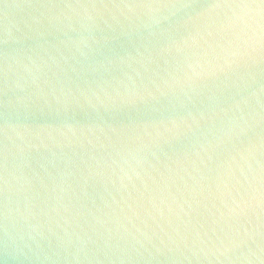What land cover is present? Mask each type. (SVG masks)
Listing matches in <instances>:
<instances>
[{
  "label": "water",
  "instance_id": "water-1",
  "mask_svg": "<svg viewBox=\"0 0 264 264\" xmlns=\"http://www.w3.org/2000/svg\"><path fill=\"white\" fill-rule=\"evenodd\" d=\"M216 2L0 0V264H262L264 52Z\"/></svg>",
  "mask_w": 264,
  "mask_h": 264
},
{
  "label": "snow or ice",
  "instance_id": "snow-or-ice-1",
  "mask_svg": "<svg viewBox=\"0 0 264 264\" xmlns=\"http://www.w3.org/2000/svg\"><path fill=\"white\" fill-rule=\"evenodd\" d=\"M95 7V5H91ZM127 7H155L156 5H135L128 4ZM188 7V5H184ZM212 9H221L231 12L229 17L230 26L238 29L241 33L248 36L250 47L258 43L261 52H264V0H217L216 3L208 5ZM258 36V40H257ZM7 43V41H5ZM239 52L231 53L232 56L239 55ZM228 63L231 64L230 59ZM154 93L146 95L137 94L136 97H147ZM258 204L261 209V231L259 233L261 243V252L264 253V178L261 181V189L257 195H251L249 200H236L234 207L230 209L232 214L242 211L245 205ZM264 264V257H262Z\"/></svg>",
  "mask_w": 264,
  "mask_h": 264
},
{
  "label": "clouds",
  "instance_id": "clouds-1",
  "mask_svg": "<svg viewBox=\"0 0 264 264\" xmlns=\"http://www.w3.org/2000/svg\"><path fill=\"white\" fill-rule=\"evenodd\" d=\"M257 40H258V36H257Z\"/></svg>",
  "mask_w": 264,
  "mask_h": 264
}]
</instances>
